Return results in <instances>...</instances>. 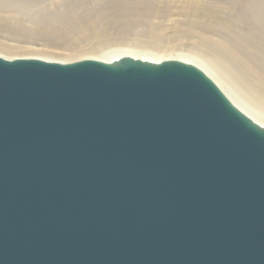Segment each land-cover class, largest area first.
<instances>
[{"label":"water","instance_id":"1","mask_svg":"<svg viewBox=\"0 0 264 264\" xmlns=\"http://www.w3.org/2000/svg\"><path fill=\"white\" fill-rule=\"evenodd\" d=\"M0 264H264V127L181 61L0 57Z\"/></svg>","mask_w":264,"mask_h":264},{"label":"bare ground","instance_id":"2","mask_svg":"<svg viewBox=\"0 0 264 264\" xmlns=\"http://www.w3.org/2000/svg\"><path fill=\"white\" fill-rule=\"evenodd\" d=\"M49 1L0 0V13L10 14L8 19L0 18V31L26 40L42 38L73 59L1 53L0 57L64 64L87 59L112 63L124 57L154 63L181 61L202 70L234 106L264 127V0L250 3L238 14L232 5L216 0L199 9L186 6L173 34L161 32L167 14L156 10L155 0L124 1L100 12L86 8L81 0H62L57 6L48 5ZM235 17L244 29L235 28Z\"/></svg>","mask_w":264,"mask_h":264},{"label":"rangeland","instance_id":"3","mask_svg":"<svg viewBox=\"0 0 264 264\" xmlns=\"http://www.w3.org/2000/svg\"><path fill=\"white\" fill-rule=\"evenodd\" d=\"M61 1L62 0H50L47 4L51 5L52 3L57 6V5H60ZM73 1L74 0H72L71 2ZM124 1L133 2L137 0H81V4L93 12H100L104 9L106 11H110L111 7L121 2H124ZM216 1L224 3L225 5L227 4L232 5V7H234V12L238 14L241 11H243L244 8L248 7L250 3L255 4L258 0H216ZM211 2L212 0H155V3L153 2V4L156 7V10L158 11L163 10V12H166L168 16V17L166 16V20H164V22L162 23V25L164 26L162 27L161 25L162 27L161 32L164 34L174 33L175 22L182 20L181 15L184 12L186 6H193L199 9L205 6V4H208ZM71 8L72 9L75 8V4L74 5L72 4ZM9 15L10 14L8 13L7 14L0 13V16H1L0 18L8 19ZM234 21H235L236 29L241 30L246 27L239 17H235ZM19 40H20V43H18ZM43 41L44 40L39 37L33 38V40L31 39L26 40L25 38H21L19 36L10 35L6 31H0V46L6 45L12 49L11 51L6 52V50H3L0 47V53L6 57H25V56L28 57V56H43L44 55L48 57L53 56V58L57 57V59H66V58L73 59V57L72 58L70 57V54L68 51L50 47L48 42H45V41L43 42ZM249 96L252 98L255 97L253 93H250ZM244 100L246 99L244 98L242 102H244V104L248 106L249 103H247V101H244Z\"/></svg>","mask_w":264,"mask_h":264}]
</instances>
